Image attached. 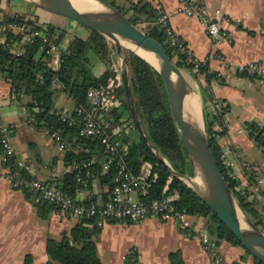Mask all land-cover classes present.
<instances>
[{"label":"crops","instance_id":"obj_1","mask_svg":"<svg viewBox=\"0 0 264 264\" xmlns=\"http://www.w3.org/2000/svg\"><path fill=\"white\" fill-rule=\"evenodd\" d=\"M124 1L131 4L146 1L167 14L170 25L193 57L206 64L211 72L225 76L222 83L214 82L211 87L214 98L222 100L227 107L225 117L229 122V128L217 138V144L225 167L234 175L235 188L253 203L254 211L264 222V146L254 139L259 136L264 140V81L228 71L238 64L254 61L264 66V0H197L205 15L221 14L229 20L223 24L229 41L222 45H214L209 40L197 16L187 17L180 11L178 0ZM0 10L7 18L19 13L11 0H0ZM64 28L66 34L71 31ZM74 36L83 38L70 34L65 45L59 44L60 49L65 50ZM217 55L224 60L220 61ZM95 71L98 75L101 73L98 68ZM186 77L198 94V108L202 113L197 82L190 75ZM55 106L68 111L73 109L71 100L63 93L56 94ZM0 123L11 128L17 157L31 168L33 177L46 183L61 178L65 151H59L46 132L34 129L24 107L15 101L9 82L1 74ZM244 125H253L255 136H250ZM3 173L0 160V264H45L49 261L47 240L59 241L78 225L79 219L60 217L54 209H46V215L41 216L37 202L11 189L1 177ZM75 197L83 200L94 197L96 202H102L108 195L107 189L94 180L90 190ZM190 221L197 230L209 235L203 218L190 216ZM97 230L96 252L102 264H122V257L133 248L139 264H172V255L180 264H211L198 240L182 237L173 222L154 218L136 224L109 221ZM218 252L228 264H254L242 247L220 242Z\"/></svg>","mask_w":264,"mask_h":264},{"label":"trees","instance_id":"obj_2","mask_svg":"<svg viewBox=\"0 0 264 264\" xmlns=\"http://www.w3.org/2000/svg\"><path fill=\"white\" fill-rule=\"evenodd\" d=\"M105 1L127 17L133 25L144 24L146 26L144 32L162 46L171 60L174 59L173 50L169 47L162 28L155 24L161 12L156 10L151 3L140 1L136 4L126 3L127 6L122 7L116 3V0ZM129 12L131 15L127 16ZM31 16V13L25 15L15 13L8 20H0V35L3 38V43L0 44V74L9 82L15 95V101L24 107L28 121L30 117H33L30 123L34 129L43 130L48 135L55 131L61 132L67 143L64 165L93 161L90 167L91 172L96 175L95 181L107 189L109 197L115 184L116 168L112 164L107 172L102 171L101 165L108 160L103 147L95 139L79 137L78 132L81 127L79 123L70 127L56 116L50 115L49 110L55 106L57 93H63L71 100L73 107H80L85 105L90 88L105 87L112 80L118 103L109 116L117 124H130L137 136L128 114L123 87L120 80L115 79L118 74L115 67L114 47L108 39L94 31H90L85 39L74 36L65 50L60 49L58 67L53 70L49 56L39 50L41 39L37 38L33 43L28 44L22 41V33L2 31L4 25L17 22L26 25L29 32L39 30L51 39L55 36L56 45L61 42L66 34L65 31L50 24L33 26L30 21ZM122 52L127 64L134 108L146 137L176 172L191 175L187 154L171 119L167 96L159 75L148 63L130 50L122 48ZM175 64L197 82L198 93L202 100L205 135L213 157L241 210L264 233V222L254 211L253 203L247 201L243 192L235 189V181L229 178L228 170L222 161V151L217 144V138L222 136L225 130H216L215 126L222 125L227 107L224 105L221 112L217 114H213L210 109L218 100L211 93L212 83L218 80L216 73H207L209 69L204 63H200L198 71L195 72L190 64L185 63L183 56L178 57ZM95 67L101 70L99 75ZM204 72L207 74L202 77ZM54 81L60 85L61 90L53 89ZM7 127L12 135L11 128ZM249 127L256 131L253 125ZM132 131L130 135L123 137V142L127 147V154L124 157L127 166L134 174H138L141 172L142 165L148 162L153 166V171L157 173L156 181L149 188L147 195L140 198L145 202H150L176 193L178 195V200L175 202L176 208L184 210L189 216L203 218L208 234L218 245L220 242H226L232 246L241 247L231 232L190 189L169 176L138 136L137 139L133 138ZM250 136L255 135L250 134ZM254 139L259 145L264 146V140L259 136H255ZM169 178L171 182L168 190L163 193ZM92 182L86 186L85 190L91 189ZM56 186L64 195L75 198L76 173L62 174L61 178L56 181ZM23 193L31 197L26 192ZM93 201L95 202L94 197L85 199V202ZM36 206L43 217L46 215V209L55 210L52 205L44 201L37 202ZM92 224V219L80 218L78 225L69 233L64 234L59 241L48 239L46 253L49 261L45 264H102L95 244L98 230ZM170 259L172 264H180L175 255H172ZM254 264L260 263L254 260Z\"/></svg>","mask_w":264,"mask_h":264},{"label":"built area","instance_id":"obj_3","mask_svg":"<svg viewBox=\"0 0 264 264\" xmlns=\"http://www.w3.org/2000/svg\"><path fill=\"white\" fill-rule=\"evenodd\" d=\"M180 11L187 17L197 16L200 25L204 29L207 37L214 45H222L229 41V34L223 28V24L229 22L227 18L219 14L215 17L207 16L203 13L197 0H178ZM36 25L34 21L31 22ZM156 25L162 28L169 47L173 50L174 63L178 57L183 56L185 63L190 64L196 72L200 62L196 60L190 50L182 41L174 28L170 25V17L161 13L156 20ZM2 31H12L22 33V41L31 44L37 38L41 39L39 50L49 56V61L53 70H56L59 63V44L54 43L55 36L51 39L42 31L35 30L29 32L24 24L17 22L9 23L2 27ZM264 35V29L262 31ZM3 38L0 35V44ZM223 61L221 55H217ZM230 73H238L264 81V66L262 63L254 61L238 64L233 69H228ZM211 71L208 70L207 73ZM206 72L202 73L205 77ZM215 73V72H214ZM229 75V74H228ZM216 83L225 80V76L216 73ZM119 80L118 75L115 78ZM53 89L61 90L57 82L52 83ZM118 99L114 93V82L111 80L105 87H93L87 92L84 106L73 107L71 111L59 109L56 106L49 110L50 115L56 116L61 122L68 126L80 124L78 132L81 138L95 139L103 147L108 155V160L101 165L103 172H107L114 164L116 176L114 186L111 189L108 199L102 202H85L83 199L71 198L64 195L56 186V181L46 183L33 177L31 168L25 161L19 159L10 135L8 127L0 124V160L4 166L2 178L9 184L10 188L16 191L26 192L31 195L35 202L44 201L55 208V213L60 217L72 216L77 219L86 218L93 220V227L102 229L109 221L140 223L146 219L154 218L163 222H173L182 237L186 239H196L205 255L211 260V264H228L218 252V244L206 233L197 230L191 223L190 216L184 210H178L175 202L178 200L176 193L167 195L161 200L145 202L140 197H145L151 185L156 181L157 173L153 171V166L145 162L141 172L134 174L127 166L124 157L127 154V147L123 142V137L130 135L132 126L128 123L117 124L109 116L112 109L117 107ZM224 102L216 100L210 108L213 114L221 112ZM42 111V110H41ZM33 117L29 118V122ZM229 128V122L225 115L222 125L215 126L216 130L222 131ZM248 134L255 135L256 131L244 125ZM50 139L59 151L67 149V143L60 131L51 133ZM93 161H82L64 166L62 174L76 173L75 188L76 195H82L86 186L96 179V175L91 172ZM224 164V162H223ZM246 170L248 167L243 165ZM229 178L234 180L231 171H227ZM171 178L166 182L163 193L167 192ZM239 191V188L236 187ZM137 196V198H134ZM122 264H139L136 258V250H129L122 257Z\"/></svg>","mask_w":264,"mask_h":264},{"label":"water","instance_id":"obj_4","mask_svg":"<svg viewBox=\"0 0 264 264\" xmlns=\"http://www.w3.org/2000/svg\"><path fill=\"white\" fill-rule=\"evenodd\" d=\"M27 5L65 17L108 39L115 50L116 71L123 87L128 114L138 138L172 179L183 183L231 232L241 247L257 262L264 264V233L244 214L222 176L206 139L201 111L188 100L192 88L162 46L112 7L105 0H81L89 10L79 9L64 0H20ZM89 5V6H88ZM131 41L150 60L121 43ZM126 48L148 63L159 75L167 96L171 119L186 151L191 175L176 172L166 158L148 140L135 111L129 87L127 64L122 52ZM193 89V88H192Z\"/></svg>","mask_w":264,"mask_h":264},{"label":"rangeland","instance_id":"obj_5","mask_svg":"<svg viewBox=\"0 0 264 264\" xmlns=\"http://www.w3.org/2000/svg\"><path fill=\"white\" fill-rule=\"evenodd\" d=\"M11 1H12L13 7L16 9V11L19 12L18 14L25 15V14L31 13V15H32L31 18H30L31 22L34 21L36 24H49L50 23V25H52L55 28H58L60 30H63V31L66 30L64 28V26H65L67 28V30L71 29V31L67 32L68 35L76 34L78 36L83 37L82 39L87 38L89 36V34H90V30H88V29H86V28L74 23L73 21H71V20H69V19H67L65 17L59 16V15H56V14H53V13H49V12H46V11H43L41 9H38V8L33 7V6L27 5L26 3L21 2L19 0H11ZM116 3L119 6H122V7H126L127 6V4H126V2L124 0H116ZM4 14H5V12H0V20H3V19L8 20V18ZM130 15H131L130 12L127 13V16H130ZM137 27L140 28L144 32L146 26L144 24H140ZM82 32H83V34H82ZM67 34L61 40V42H63L64 45L66 44V41L68 42V39H67L68 35ZM115 67H116V57H115ZM182 73L184 74L185 77L189 76V74L187 72H185V71H182ZM187 78L188 77H186V80L188 81ZM132 135H133L134 139H137V136H136L135 132L132 131Z\"/></svg>","mask_w":264,"mask_h":264},{"label":"bare ground","instance_id":"obj_6","mask_svg":"<svg viewBox=\"0 0 264 264\" xmlns=\"http://www.w3.org/2000/svg\"><path fill=\"white\" fill-rule=\"evenodd\" d=\"M66 1L67 3L73 5L74 7L76 8H79V9H84V10H89V9H92L93 7H87L85 6L81 0H64ZM89 6V5H88ZM121 43L123 45H125L126 47L132 49L133 51H136L138 54L144 56L145 58H147L148 60H150V56L148 54H146L145 52H143L141 49H139L135 43L131 42V41H127V40H123L121 39ZM192 93V95L189 97V95ZM187 95H188V100L190 102V104L193 106V108L198 112L200 109L198 108V94L196 92V90L192 89V88H189L187 90ZM264 242V240H263Z\"/></svg>","mask_w":264,"mask_h":264}]
</instances>
